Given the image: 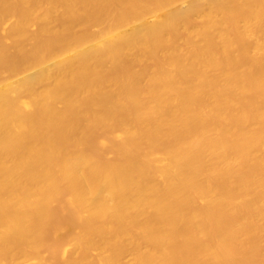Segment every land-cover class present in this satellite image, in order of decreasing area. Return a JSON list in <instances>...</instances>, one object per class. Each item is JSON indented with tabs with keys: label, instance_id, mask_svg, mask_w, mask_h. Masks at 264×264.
<instances>
[{
	"label": "bare ground",
	"instance_id": "obj_1",
	"mask_svg": "<svg viewBox=\"0 0 264 264\" xmlns=\"http://www.w3.org/2000/svg\"><path fill=\"white\" fill-rule=\"evenodd\" d=\"M0 264H264V0H0Z\"/></svg>",
	"mask_w": 264,
	"mask_h": 264
}]
</instances>
